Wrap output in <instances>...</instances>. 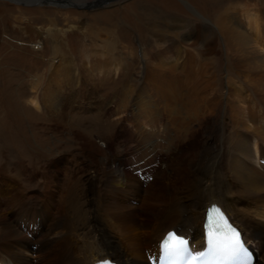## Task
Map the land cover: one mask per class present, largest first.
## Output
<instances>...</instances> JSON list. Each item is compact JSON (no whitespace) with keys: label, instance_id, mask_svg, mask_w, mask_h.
Here are the masks:
<instances>
[{"label":"bare ground","instance_id":"6f19581e","mask_svg":"<svg viewBox=\"0 0 264 264\" xmlns=\"http://www.w3.org/2000/svg\"><path fill=\"white\" fill-rule=\"evenodd\" d=\"M8 1L29 6L45 3L32 4L34 0ZM189 1L200 6L206 15L212 14L217 6L212 0ZM55 5L67 7L63 4ZM200 11L198 13L202 17ZM217 14L212 21L203 16V23L187 27V31L178 33L176 38L158 34L160 30L149 27L156 42L169 38L161 43L169 57L165 60V56L162 58L158 51L154 53L155 63L145 65L143 84L137 90L138 93L129 92L117 107L118 117L113 121L114 127L116 124L122 126L125 122L130 127L113 130L112 137L118 144L123 139L121 133L128 129V148L134 151L127 150V164L142 168L136 157L145 146L143 155L146 157L150 154L152 157L150 168H146L151 182L147 195L144 192L146 196L141 204L143 209L119 204L115 196L112 195L115 199L111 197L115 189L122 187L124 194L132 192L133 200L139 198L140 188L134 183L133 175L125 170L121 153L115 156L116 161L114 156L111 160L108 156L110 153L96 147L95 143L88 140L87 133H80L77 138L84 139L80 145V155L72 154L75 150H71V154L74 160L86 158L85 161H80V165L75 163L74 166L76 173L85 176L82 186L75 182V186L68 189L66 199L63 200L67 201L65 212L57 209L56 213L44 219L47 222L43 225H40V216L36 218L38 215H35L36 223L31 224L32 232L37 237L41 234V239L34 243L24 239L7 222L0 210V264H21V259L12 253L11 244L24 245L26 248L35 244L34 254L43 251L51 264H90L104 258L116 264H156L158 240L167 229H173L188 238L189 249L197 252L203 245L201 221L204 208L210 202L219 205L239 229L245 243L255 244V247L250 246L253 255L251 264H264V32L261 33L262 28L260 30L258 26L259 16L253 12L240 13L238 10L225 8ZM179 28L184 27L180 25L177 29ZM217 41L228 48L224 71L233 76L237 85L232 80L226 86L227 98L223 100L225 103L220 122L209 132L211 122L218 121L222 101V96L218 93V82L210 74V69L217 62L215 56L218 54L213 52ZM195 47L200 50L197 53L205 67L196 68L195 57L189 50L196 49ZM59 71L57 67L50 66L48 85L42 88L40 94L41 104L49 112L44 129L50 133H59L58 129H63L65 125L62 123L64 116L59 112L63 111L64 106L56 96L59 95L60 86L52 76ZM64 72L66 74L67 71L64 69ZM234 97L242 100L238 101ZM37 102L35 99L32 102L36 108ZM52 113L55 114L53 118ZM119 113H125L126 120ZM15 117L17 126H21L20 114ZM31 117L32 120H39L35 112ZM0 127V133L4 134L2 129L5 126ZM6 135L4 137L7 139L9 136ZM107 140V136L102 137L104 143ZM121 152L126 150L122 149ZM193 155L194 161H190L189 158ZM59 165H62L61 158L51 166L48 165L42 173V192H47L56 185L54 181L58 176H54L52 168ZM6 168L5 165L0 167V175L3 177L0 185L2 180L5 182L7 178H11ZM27 172L28 167L20 164L19 177ZM135 173L141 174L139 170ZM16 189L18 193L13 194L7 189L11 192L10 198L0 200V206L8 212L20 202L35 199L26 197L18 182ZM152 190L154 196L151 197ZM39 198L47 201L45 193H41ZM107 198L114 201H106ZM81 199L83 201L80 203ZM52 204L54 203L47 202L45 205ZM81 206L86 209L83 211ZM24 215L25 211L20 214L21 219ZM175 223L178 230L172 225ZM79 226L86 230L85 236L97 238L101 244L93 247L92 244H84L80 246V255H76L69 243L74 240ZM144 234L146 237L143 239L141 237ZM48 237H56L60 244L51 245L53 241H49ZM142 244L148 246V251L155 248V256H149L152 257L149 263L140 250L137 252V246Z\"/></svg>","mask_w":264,"mask_h":264},{"label":"rangeland","instance_id":"374dc122","mask_svg":"<svg viewBox=\"0 0 264 264\" xmlns=\"http://www.w3.org/2000/svg\"><path fill=\"white\" fill-rule=\"evenodd\" d=\"M71 1L77 5H83L93 0ZM94 1L96 2L94 7L74 8L57 7L51 3L29 6L0 0V125L5 126L2 130L7 134L0 133V167L5 165L11 177L1 182L0 200L10 198L11 192L7 189H10L12 194L18 193L17 182L19 188L24 190L23 194L26 197H35L33 200L15 205V212L13 208L8 212L2 206L0 210L7 222L20 232L24 239L31 240L33 243L41 239L39 237L41 234L37 237L33 234L34 231L32 232L31 224L36 223L35 219L40 216L39 222L43 225L44 219L56 213L57 209L65 212L67 201L63 200L66 199L68 189H72L75 182L81 186L83 184L85 176L82 173H76L74 166L75 163L80 165V161H85L86 158L80 157L75 160L72 158V154H79L80 145L84 141L83 138H77L80 133L81 135L87 133L88 140L95 143L96 147L110 153L109 158L114 156L115 161V156L121 153L124 158L122 164L126 166L125 170L133 175L134 183L140 188L139 198L133 200L132 192L124 194L122 187L115 189L111 197L115 196L119 204L143 209L142 200L147 195V188L151 182L147 169L150 168L152 157L150 154L146 157L143 155L145 146L139 150L136 157L142 168L128 165L129 152L134 151L128 148L129 140L126 139L128 129L121 133L123 139L118 144L112 134L113 130L117 131L119 127L122 128L121 130L130 127L128 122H125L123 127L120 124L114 127L113 121L118 117L117 107L125 100L126 94L131 91L137 92L143 84V73L147 63H155L154 53L158 51V54H162V58L165 56L163 58L165 60L169 57L164 46L161 45L169 38L165 37L166 39L162 42L159 40L156 42L149 27L160 30L158 34L176 38L178 33H185L187 27L203 23V16L206 20L212 21L215 15H218V11L222 12L228 8L233 11L238 10L240 13L257 14L258 26L260 30L262 28L261 33L264 32V0H212L217 6L209 15L204 14L200 6L189 0H185L186 2L184 0ZM245 24L247 25L246 21ZM180 25L184 28L177 29ZM262 42L264 43V40ZM195 48L189 50L195 57L196 68L205 67L197 53L200 50L198 51V47ZM213 52H217L218 56H215L217 62L214 68L210 69V74L212 73L218 82V93L222 96V101H220L218 121L211 122L209 132L220 122L225 103L223 100L227 98L226 86H229L230 81L233 80V76L227 75L224 71V59L229 55L228 48L217 41ZM50 66L57 67L61 71L52 74L60 86L59 95H56L57 100L64 106L63 111L59 110V112L64 116L62 123L65 125L63 129H58L59 133H50L44 129L47 126L45 120H48L49 112L43 108L40 94L42 88L48 85ZM64 69L67 71L66 74ZM202 78L205 79L204 76ZM233 81L236 86V81ZM234 98L238 101L242 100L237 99L238 97ZM34 99L38 101V108L32 103ZM34 112L37 113L39 120H32L31 114ZM19 114L22 119L21 126H17L15 120V116ZM51 115L52 118L55 116L53 113ZM119 115L126 120L125 113H119ZM78 120L80 122H75ZM4 135L9 137L6 139ZM104 136L108 137L106 144L102 141ZM14 139L18 141L15 142ZM122 149L126 152H121ZM71 150L76 152L71 154ZM59 158L62 165L52 168L54 176H58L54 181L56 185L54 183V188L51 186L52 189L42 192L41 175L48 165L51 166ZM194 158L193 155L189 160L194 161ZM18 163L28 167V172L23 173L22 178L18 175L20 167ZM115 165L118 167L117 164ZM136 170H139L141 174L135 173ZM160 170L163 171V168ZM2 178L0 175V180ZM145 191L146 195H144ZM41 193L47 195L46 202L39 198ZM150 196H154V190L151 191ZM107 200L114 201L108 198ZM82 201L83 199L79 200L80 203ZM47 202L54 204L47 206L45 205ZM81 207L83 211L86 209ZM70 208L73 209V207ZM24 211L25 215L21 219L20 214ZM35 215L38 216L35 218ZM65 217L67 218V215ZM22 220L23 223H21ZM172 225L177 229L176 223ZM78 229L74 234V240L69 243V247L76 255H80V246L84 244L89 246L92 244L91 247L101 244L97 238L85 236L86 230L81 226ZM242 233L244 235V232ZM145 237L146 234L141 238ZM48 238L49 241H53L51 245L60 244V240L56 237ZM252 245L255 247V244L251 242L250 246ZM11 246L12 253L19 260L21 259V264H51L49 257L45 256L43 251L34 254L35 244L27 248L24 245L11 244ZM137 247L139 248L137 252L140 250L149 263V259L152 258L149 256L155 254V248L152 247V250L148 251V246L145 244Z\"/></svg>","mask_w":264,"mask_h":264},{"label":"snow or ice","instance_id":"6c2138e0","mask_svg":"<svg viewBox=\"0 0 264 264\" xmlns=\"http://www.w3.org/2000/svg\"><path fill=\"white\" fill-rule=\"evenodd\" d=\"M209 219H211V212ZM208 245L211 253L220 255L238 256L244 251L236 230L229 226L228 232L225 233L219 223H215L209 232ZM161 248L169 257L183 258L185 254L191 255L187 248V241L178 239L173 233H169L168 239L162 242Z\"/></svg>","mask_w":264,"mask_h":264},{"label":"water","instance_id":"95a60500","mask_svg":"<svg viewBox=\"0 0 264 264\" xmlns=\"http://www.w3.org/2000/svg\"><path fill=\"white\" fill-rule=\"evenodd\" d=\"M63 1H67V0H34V2L32 1L31 3H41V2H45L47 4L52 3V4H63L65 6L71 5V0H69L70 2L64 3ZM30 3V4H31ZM91 5L96 6V2L93 0L90 2ZM76 6H81V5H76Z\"/></svg>","mask_w":264,"mask_h":264}]
</instances>
